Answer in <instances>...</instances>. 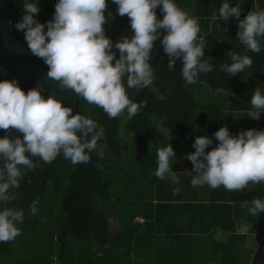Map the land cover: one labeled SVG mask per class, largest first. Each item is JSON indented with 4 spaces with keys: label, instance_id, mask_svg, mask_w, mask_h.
<instances>
[{
    "label": "trees",
    "instance_id": "16d2710c",
    "mask_svg": "<svg viewBox=\"0 0 264 264\" xmlns=\"http://www.w3.org/2000/svg\"><path fill=\"white\" fill-rule=\"evenodd\" d=\"M262 1L256 0L257 8ZM175 2L198 20L205 56L219 67L231 62L226 55L229 51H243L236 40L237 21L212 19L221 0ZM229 2L233 5L235 0ZM54 4L55 0H39L35 19L40 23L52 19ZM253 4V0H243L240 18L256 9ZM156 14L162 18L159 8ZM21 15L20 0H0V30L7 47L15 52L29 50L23 32L13 27ZM105 17L102 27L114 43L131 36L128 17L118 15L111 0H107ZM260 43L264 49V37ZM159 44V39L154 42L153 54ZM113 51L118 58V51ZM247 55L253 61L250 68L235 76L225 74L250 98L256 87L264 88V50ZM167 62L162 52L154 67V85L165 98L161 100L146 89L141 110L131 119L126 113L115 118L112 134L108 132L113 119L79 98L76 112L95 120L103 127L104 136L88 164L72 165L62 156L47 168L40 162L26 172L18 189L11 190L16 198L13 204L23 209L25 218L18 225L20 235L0 243V264H264V213L251 216L247 212L252 198H264V185L231 193L223 187L193 188L190 175L183 174L179 166L187 160V153L194 151L195 137L211 138L222 126L233 135L248 129L264 130V113L259 119L247 116L249 100L232 93L213 68L189 85L180 77V62L171 70ZM46 73L36 82L43 90L41 95H54L73 108L75 94L69 89L60 91ZM4 79H15L23 88L20 80L0 67V80ZM127 91L130 97L137 93ZM122 123L130 135V154L123 153L118 132ZM5 134L0 130V137ZM7 134L22 137L12 129ZM150 142L171 145L176 155L170 163L178 182L155 178L156 164L148 157ZM216 143L213 139L205 150ZM153 152L154 159L156 147ZM33 206L35 216L30 213ZM110 217L116 221L113 230ZM243 227L253 234L250 248L242 244L244 236L239 229Z\"/></svg>",
    "mask_w": 264,
    "mask_h": 264
},
{
    "label": "clouds",
    "instance_id": "9594fccd",
    "mask_svg": "<svg viewBox=\"0 0 264 264\" xmlns=\"http://www.w3.org/2000/svg\"><path fill=\"white\" fill-rule=\"evenodd\" d=\"M39 0H20L22 15L13 27L22 31L31 53L47 65L46 77L56 81L59 90H71L88 104L101 108L110 119L122 114L134 117L144 106L128 94V89H147L159 99L165 97L155 87L154 69L150 66L154 42L159 39L173 69L179 61L180 77L195 84L201 74L212 71L205 57V42L198 37V20L177 6L175 0H111L120 16H127L131 36L113 42L105 35L107 0H55L52 19L40 23ZM243 0H221L212 14L214 21L229 18L237 21L236 40L243 51H229L230 63L220 66L224 73L235 76L253 64L248 52L262 50L264 8L249 10L241 17ZM159 8L162 18H157ZM46 29V30H45ZM163 30V34L162 31ZM118 51L114 52L113 49ZM39 87L26 93L18 82L0 80V243L13 241L20 235L25 213L15 206L11 190L20 187L27 171L43 162L49 164L62 156L72 165L88 164L104 136L103 127L92 118L64 106L54 95L44 98ZM247 116L259 119L264 113V88L256 87L250 96ZM22 134L10 137L8 131ZM217 141L214 147L206 151ZM186 159L191 162L190 186L223 187L227 192L264 185V130L248 129L231 134L220 127L210 138L195 137ZM175 152L170 144L158 148L154 176L178 182L172 171ZM38 158V159H34ZM175 195V193H173ZM251 216L264 213V198L254 197L247 205ZM32 216L37 214L31 207Z\"/></svg>",
    "mask_w": 264,
    "mask_h": 264
},
{
    "label": "water",
    "instance_id": "95a60500",
    "mask_svg": "<svg viewBox=\"0 0 264 264\" xmlns=\"http://www.w3.org/2000/svg\"><path fill=\"white\" fill-rule=\"evenodd\" d=\"M163 52V46L161 44L157 45L154 49V54L152 59L150 60V66L154 69L157 60L161 53ZM207 56L202 57L201 59H205ZM212 68L222 77L227 87L230 89L232 93L238 95L239 97L249 100L242 95L240 91L234 86L231 79L227 77V75L221 71L220 67L210 59L208 61ZM0 67L3 68L7 73L16 79L20 80L23 84L22 90L25 93L32 88H36V82L40 79L47 71L48 67L43 62L42 58H39L31 53L30 50L24 52H15L10 50L4 42L1 30H0ZM146 89H140L137 91L136 95L132 98L135 102L139 103L143 99L144 93ZM79 98L75 95L74 106H73V114L76 113L78 108ZM116 120L113 118V124L111 130L108 134H112L115 128ZM43 163V162H42ZM45 168H47V164L43 163ZM43 184V183H42ZM39 189V188H38Z\"/></svg>",
    "mask_w": 264,
    "mask_h": 264
},
{
    "label": "rangeland",
    "instance_id": "374dc122",
    "mask_svg": "<svg viewBox=\"0 0 264 264\" xmlns=\"http://www.w3.org/2000/svg\"><path fill=\"white\" fill-rule=\"evenodd\" d=\"M162 131H164V130L162 129ZM118 132H119V137H120V139H121V141L123 143V146H124L123 153L124 154H130V153H132L131 142H130V139H129L130 138V135L124 129V123H122L120 125ZM164 133H166V132L164 131ZM165 145L166 144L150 142L149 146H151V149H150L151 152L149 153L148 157L151 158V159H149V160H151V162H155V158L154 159L152 158V157H155L154 154H153L154 153L153 151L155 150V147L158 149V148H161V147H163ZM189 162L190 161L186 160L184 162H181L180 165H179L181 171L185 175H189L188 173H191L192 172V166L191 167L188 166ZM109 228H110V230H113L114 228H116V221H115V219L113 217H110ZM239 232L240 233L242 232L243 233V236H244V239L242 240V244L245 247L250 248V246H251V244L253 242V240H252L253 239V234L252 233H249L246 230L245 227L240 228L239 229Z\"/></svg>",
    "mask_w": 264,
    "mask_h": 264
},
{
    "label": "crops",
    "instance_id": "0c3cea01",
    "mask_svg": "<svg viewBox=\"0 0 264 264\" xmlns=\"http://www.w3.org/2000/svg\"><path fill=\"white\" fill-rule=\"evenodd\" d=\"M253 3H254L253 5L256 4L255 7L257 8L258 3H256V0H253ZM260 4H261V5H260V8H264V2L262 1ZM109 221H110V218H109ZM109 221H108V222H109Z\"/></svg>",
    "mask_w": 264,
    "mask_h": 264
}]
</instances>
